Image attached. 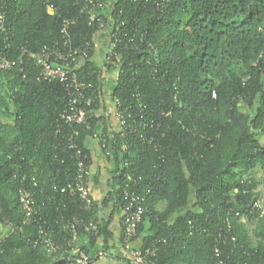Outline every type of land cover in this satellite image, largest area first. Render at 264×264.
Instances as JSON below:
<instances>
[{
  "label": "trees",
  "instance_id": "trees-1",
  "mask_svg": "<svg viewBox=\"0 0 264 264\" xmlns=\"http://www.w3.org/2000/svg\"><path fill=\"white\" fill-rule=\"evenodd\" d=\"M89 1L0 0V54L13 61L0 68V224L10 227L0 236V264H69L66 223L94 216L74 185V152L56 134L65 90L44 80L34 59L60 39L65 19L75 20V45L93 38L97 22L82 12ZM93 1L104 4L107 29L119 28L123 39L109 65L119 75L110 98L123 101L127 124L136 128L115 133L106 157L116 165L114 212L123 205L124 175L141 177L148 212L135 240L146 222L140 248H156L145 261L264 264V192L251 175L264 172V0ZM100 69L93 58L80 74L102 85L110 75L99 81ZM103 113L91 130L80 127L78 142L90 152L95 124L104 120L106 131L114 121ZM125 160L130 165L120 172ZM23 188L40 209L31 217L20 203ZM261 198L263 207L254 208ZM114 212L101 218L93 243L102 236L108 244ZM247 220L256 221L252 232ZM40 225L62 246L59 254L35 246Z\"/></svg>",
  "mask_w": 264,
  "mask_h": 264
},
{
  "label": "built area",
  "instance_id": "built-area-1",
  "mask_svg": "<svg viewBox=\"0 0 264 264\" xmlns=\"http://www.w3.org/2000/svg\"><path fill=\"white\" fill-rule=\"evenodd\" d=\"M48 11L54 13L53 6H49ZM82 12L89 16L91 22H97V30L91 40L85 41L84 44L75 45L70 33L75 20L68 18L63 21L60 39L50 45H45L34 57L40 69V76L49 82H60L65 90V107L57 121L56 134L61 138V141H66L69 149L74 152L77 167L74 185L82 200V206L86 210L94 211V216L89 221L75 217L65 225L70 237L69 246L72 255L69 264H91L92 261V255L80 243L81 236L78 226L83 225L84 233L88 238L99 237L102 226L99 205L91 190L92 153L81 147L78 142L81 135L80 127L83 125L87 130H91L93 128L92 120L94 116L101 115L99 114L100 111L101 113L104 112L103 115H112L114 121L110 123L108 129L104 130V120L98 121L94 126L91 138V142L95 143L105 156H112L109 145L115 133H121L125 137L124 131L126 129L131 127L135 130L136 128V126L127 124L124 111H127L128 108L123 101L115 95L110 98L113 88L110 90L106 88L109 80L102 85L96 84L93 79L80 74V70L86 62L95 58V53L102 46L104 47L103 44L106 42L103 57L98 60L101 69L96 73L97 79L103 80L110 74L109 65L120 57L118 47L123 40L119 36V28H116V31L107 29L105 6L102 2L90 0L83 6ZM12 65V60L0 54V68L9 69ZM105 105L110 106L108 113L104 111ZM128 115L130 116V114ZM127 147L128 145H126ZM129 165L128 160L123 161L120 172L128 168ZM124 176L125 181L121 185L123 246L136 263H141L148 256L156 253V248L148 247L143 250L133 246L138 235V227L148 212L147 197L146 194L139 193L137 189V183L141 177L135 178L133 173H126ZM65 189L64 187L61 191L64 192ZM149 192L150 190L147 194ZM20 203L28 217L40 210L36 208L35 194L24 188L20 190ZM262 203V198L257 199L253 206L254 208H262ZM35 246L42 248L48 255H57L62 251V246L54 240L49 230L43 225L39 227ZM215 252L217 256L221 255V249L218 246H216ZM217 264H224L220 257H218Z\"/></svg>",
  "mask_w": 264,
  "mask_h": 264
},
{
  "label": "crops",
  "instance_id": "crops-1",
  "mask_svg": "<svg viewBox=\"0 0 264 264\" xmlns=\"http://www.w3.org/2000/svg\"><path fill=\"white\" fill-rule=\"evenodd\" d=\"M105 43L103 44L104 47L102 46L94 55L97 61L102 57L106 45ZM108 105L107 107L109 108L110 106ZM89 147L92 153L91 169L93 177L91 190L93 197L98 202L101 218L107 219L115 210V202L110 192L112 191L111 184H113L114 181L113 177L116 171V165L103 154L95 143H90ZM163 207V201H159L156 205V208L160 210H162ZM174 218L175 216H173L171 220ZM143 225V229L138 238L133 242V246L136 248L142 246L143 239L148 234V223L143 222ZM110 231L112 232V237L109 239L108 244H104L102 236L96 243H93L87 236H82L80 238L82 247H85L92 255L91 264H152L148 261L136 263L122 245L123 231L121 208L114 212V216L110 223Z\"/></svg>",
  "mask_w": 264,
  "mask_h": 264
},
{
  "label": "rangeland",
  "instance_id": "rangeland-1",
  "mask_svg": "<svg viewBox=\"0 0 264 264\" xmlns=\"http://www.w3.org/2000/svg\"><path fill=\"white\" fill-rule=\"evenodd\" d=\"M102 57H103V54H102ZM110 77H109V80L107 85H106V88L108 90L112 89L114 86L117 85L118 81H119V75L116 74L113 75L111 72H110ZM252 176L256 177L257 180L259 181V186H258V189L261 191V192H264V185L262 183V178H263V175H264V172L262 171L261 168H256L252 173H251ZM13 205H15V202L13 201ZM247 225L250 229V231L252 232L253 229L255 228L256 226V221L253 220H247ZM10 227H6V226H3L0 224V236L7 233L9 231Z\"/></svg>",
  "mask_w": 264,
  "mask_h": 264
}]
</instances>
